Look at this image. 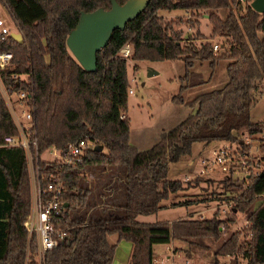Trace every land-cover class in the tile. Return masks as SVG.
I'll return each instance as SVG.
<instances>
[{
	"label": "trees",
	"instance_id": "trees-1",
	"mask_svg": "<svg viewBox=\"0 0 264 264\" xmlns=\"http://www.w3.org/2000/svg\"><path fill=\"white\" fill-rule=\"evenodd\" d=\"M111 1L123 6L128 0H0L23 35L21 43L12 38L0 43V52L12 53L10 66L0 70L1 85L6 93L32 95L39 182L44 186L54 176L63 185L62 226L69 229L42 264H111L120 240L130 244L126 264H152V246L171 241L185 245V254L205 249V242H216L234 215L152 224L139 223L136 217L156 213L161 200L182 190V182L166 179L167 165L189 156L192 143L264 131L262 121L251 123L248 117L257 85L264 91V13L253 11L251 0H145L132 20L110 32L105 46L95 53V71L86 72L66 49L65 37L81 13L108 10ZM159 10L205 11L208 39L218 37V50L224 52L212 53L208 41L195 46L193 38L182 44L180 31L172 29L180 20L166 22L156 15ZM193 25L196 19L190 22ZM194 35L204 39L198 31ZM125 44L131 47L132 61L180 59L184 73L170 102L194 107L144 150L128 142V76L126 60L118 54ZM221 58L227 59L224 85L184 101V89L203 83L201 75L189 72L193 63L207 61L213 70ZM6 135L16 136L17 131L0 93V264H23L26 248L34 252L22 225L30 205V183L23 149L3 146ZM83 137L105 151L87 150L69 167L39 158L50 146L62 149ZM96 165L122 167V203L98 212L104 217L90 218L82 212L88 190L80 185L79 176L82 169ZM235 187L234 210L247 211L248 235L240 240V233H231L214 250V258L230 257L228 264H264V167L244 188ZM210 264L219 263L214 259Z\"/></svg>",
	"mask_w": 264,
	"mask_h": 264
},
{
	"label": "rangeland",
	"instance_id": "rangeland-1",
	"mask_svg": "<svg viewBox=\"0 0 264 264\" xmlns=\"http://www.w3.org/2000/svg\"><path fill=\"white\" fill-rule=\"evenodd\" d=\"M139 0H129L127 4H134ZM189 14V15H188ZM184 14L182 10H159L156 15L161 17L164 21L180 20L177 25L172 27L175 31H180L181 43H187L188 39H192L195 46L202 42H211L217 44L220 42L218 37L208 39L210 28L207 23V14L205 11H198L195 13ZM0 17L3 18L6 25L9 27V15L6 8L0 3ZM196 19L197 25L190 27V22ZM198 31L204 39H197L194 33ZM187 41V42H186ZM219 54L224 52V49H217ZM132 63L136 67L132 70ZM226 58H221L217 61L213 70L208 67L207 61H196L189 69L190 73H198L203 80L202 84L188 87L181 93L184 101H189L193 97L218 89L226 82L225 65ZM132 65V66H131ZM126 69L128 76V88L132 94L127 95L125 114L129 122L128 142L130 145L136 147L138 150L149 148L158 137V134L163 130L171 128L173 125L182 120L185 116L194 112V107H187L170 103L169 98L177 92L180 78L184 73L183 64L180 59L168 61H132L126 60ZM1 83V82H0ZM130 83V85H129ZM257 90L254 93L255 103L250 107L248 112L249 121L263 122L264 126V91L257 85ZM2 95L3 89L0 84ZM12 106L16 115L19 117L20 110L15 105L14 97H11ZM163 129V130H162ZM242 133H237L234 140H227L226 142L235 143L238 141L237 137ZM264 135V131L260 134L254 135L253 139L258 142L260 136ZM218 145V142H194L190 147V154L186 158L178 162H171L167 165L166 179L178 180L182 182V190L175 193H169L167 197L160 201V209L153 215H148L147 219L139 217V221H150L155 219L157 221L165 219H177L178 217H185L187 213L196 210H202L203 207L211 208L216 204H224L231 202V210L226 213L216 211L211 208L202 214L203 217L211 218L216 214L217 219H225L230 215H234L235 220L226 224V229L222 231L220 238L216 242H205L206 248L202 250H194L185 254V245L178 250L179 257L173 258L172 262L167 261L166 254H164L161 244L153 245L154 258L152 264H210L214 259L219 264H228L230 257L214 258V250L233 232L240 233V240L245 239L248 235L246 232L247 222L246 213L234 210V200L238 195L235 190V184L228 182L224 175L214 170L203 175L195 176L199 169V159L202 157H209L210 152ZM100 150L104 152V148L99 146ZM39 158L44 161L52 162L44 151ZM34 167L33 155L31 160L27 162V170L30 174ZM122 167L120 166H90L84 168L80 172V185L87 188L88 195L85 206L82 212H86L87 216H100L98 212L113 209L122 203L123 181H122ZM29 176V175H28ZM91 177L92 181H85V177ZM184 180L185 177H192ZM208 179V180H207ZM226 180L227 184H220L221 180ZM184 201H191L184 204ZM256 200L253 204H256ZM252 206V205H251ZM250 206V207H251ZM250 207L248 209H250ZM252 208V207H251ZM116 210V209H114ZM192 218H199L197 216H190ZM137 220V221H138ZM142 223V222H141ZM110 241L113 238L110 237ZM114 260L112 264H125L127 260L129 243L122 241V244H117ZM126 247V248H125ZM127 249V250H126ZM177 249L173 248V252ZM187 260L186 263L183 261ZM161 260V261H160ZM242 262V260H238Z\"/></svg>",
	"mask_w": 264,
	"mask_h": 264
},
{
	"label": "built area",
	"instance_id": "built-area-1",
	"mask_svg": "<svg viewBox=\"0 0 264 264\" xmlns=\"http://www.w3.org/2000/svg\"><path fill=\"white\" fill-rule=\"evenodd\" d=\"M6 11L9 15L10 26L8 27L3 18L0 17V43H3L8 38H12V34H19L23 41V35L17 21L11 16L7 8ZM217 49L216 43L211 45L212 53H215ZM118 54L122 59L129 60L131 47L127 44L121 46ZM11 59L12 53L10 51L0 52V70L10 66ZM1 87L4 96L1 90L0 93L17 131L16 136H4L2 145L22 148L26 165L31 160L32 155L34 160V167L31 169L30 174L28 173L30 205L22 223L27 235V246L29 241L33 242L34 252L31 254L26 248L23 264H42L44 255L56 246L58 242L66 238L67 230L69 229V226H62L66 223L64 219L65 207L61 200L63 185L54 176H50L44 186H41L39 182L36 168L37 146L32 116L34 110L32 95L24 91L6 93L2 85ZM127 94H132L130 88L127 89ZM11 97H14L13 102L20 110L19 117L12 106ZM123 117L124 115L121 114L119 118L122 119ZM239 133L242 134L237 137V142L218 141V145L211 150L209 157L200 158L198 163L199 169L195 176L198 177L199 175L217 170L224 175V178L228 182L240 188H244L247 185L250 177L257 176L264 167V135L260 136L261 139H258L259 141L256 142L253 137L257 133L248 134L245 131ZM260 133L258 132V134ZM96 147L94 142L88 141L83 137L74 142H68L62 149L50 146L45 152L51 161H55L61 166L69 167L77 164L85 151ZM184 180L188 179L185 178ZM230 203L228 201L224 204H216L213 209L226 213L232 208ZM200 219L204 218L200 217Z\"/></svg>",
	"mask_w": 264,
	"mask_h": 264
},
{
	"label": "water",
	"instance_id": "water-1",
	"mask_svg": "<svg viewBox=\"0 0 264 264\" xmlns=\"http://www.w3.org/2000/svg\"><path fill=\"white\" fill-rule=\"evenodd\" d=\"M127 2L119 6L111 1L108 10L96 9L79 15L77 23L66 35L64 43L82 70L95 71V53L105 46L113 29H121L126 21L135 17L145 0L136 1L134 4H127ZM249 7L259 14L264 13V0H251ZM11 36L18 43L22 42L19 34ZM94 149L99 151L100 147Z\"/></svg>",
	"mask_w": 264,
	"mask_h": 264
},
{
	"label": "crops",
	"instance_id": "crops-1",
	"mask_svg": "<svg viewBox=\"0 0 264 264\" xmlns=\"http://www.w3.org/2000/svg\"><path fill=\"white\" fill-rule=\"evenodd\" d=\"M184 12V14L185 15H187L189 12H187V11H183ZM189 15V14H188ZM133 65V66H132ZM132 70H135L136 69V67L134 66V64L132 63ZM126 71H127V69H126ZM129 85H130V83H129ZM130 95V94H129ZM172 96V95H171ZM170 96V97H171ZM169 101H170V98H169ZM171 103V102H170ZM172 104V103H171ZM125 116H126V114H125ZM127 117V116H126ZM163 130V129H162ZM164 131V130H163ZM160 132H161V130H160ZM159 132V133H160ZM159 135V134H158ZM136 148V147H135ZM185 178H187V179H191V178H193V176L192 177H185ZM184 178V179H185ZM92 178L89 176V177H85V181L87 182V181H92L91 180ZM208 180V179H207ZM214 207V206H213ZM213 207H211V208H213ZM211 208H205V207H203L202 208V210H196V211H193V212H189V213H187L186 214V216L185 217H178L177 219H168V220H165V219H162V220H159V221H157L156 219H155V217H154V219H152V220H150V221H139L138 219H140L141 217H144V218H142V219H147V217H148V215H146V216H137L136 217V221L137 222H139V223H147V224H152V223H162V222H166V223H171V222H173V221H176V220H181V219H186V218H192V217H190V216H197V217H199V219H200V217H203L202 216V214H204L205 212H207V211H211ZM155 214V213H154ZM151 215H153V214H151ZM140 217V218H139ZM204 219L205 218H207V217H203ZM193 219V218H192ZM122 241L123 240H120L117 244H122ZM126 242V241H125ZM117 244H116V246H117ZM115 246V249H114V254H113V259H112V261H111V264L113 263V260H114V256H115V252H116V247ZM162 247H163V251H164V254H166V259H167V261H169V262H172L173 261V258H175V257H179V255H180V253L181 252H179L178 250L180 249V251H181V249L183 248V245L181 244V243H179V242H177V241H171V242H169V243H167V244H163L162 245ZM126 248V247H125ZM152 248H153V246H152ZM173 248H176L177 250L175 251V252H173ZM128 249H130V244H129V247H128ZM127 250V249H126ZM127 252H129V250L127 251ZM152 252H153V249H152ZM154 253V252H153ZM161 261V260H160ZM187 260H185L184 259V263L186 262ZM153 262V261H152ZM126 264V263H125Z\"/></svg>",
	"mask_w": 264,
	"mask_h": 264
}]
</instances>
